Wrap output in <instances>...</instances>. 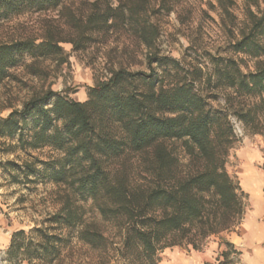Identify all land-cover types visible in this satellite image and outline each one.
<instances>
[{
  "label": "trees",
  "instance_id": "16d2710c",
  "mask_svg": "<svg viewBox=\"0 0 264 264\" xmlns=\"http://www.w3.org/2000/svg\"><path fill=\"white\" fill-rule=\"evenodd\" d=\"M146 2L120 0L113 6L95 0L84 10L67 7L65 0H0V24L54 11L64 20L45 25L38 35L0 39V84L26 55L33 59L31 73L38 74L39 59L66 61L61 43L79 50L126 27L147 47L151 69L110 68L85 101L41 90L22 108L0 116L2 139L18 137L21 149L49 152L46 159L8 162L16 179H49L61 189L60 208L47 218L48 225L13 233L9 260L54 264L75 239L96 252L100 264L114 258L118 264H159L166 248L199 249L209 237L234 231L242 222L247 194L227 169L238 140L231 116L264 137V11L247 12L232 44L235 53L257 59L254 70L243 71L232 56L220 57L205 79L198 67L189 78L180 77L177 60L159 54V26ZM218 2L224 10L235 3ZM157 67H163L161 74ZM206 81L226 92L224 107H214L215 97L197 86ZM89 200L100 219L88 216L83 202Z\"/></svg>",
  "mask_w": 264,
  "mask_h": 264
},
{
  "label": "rangeland",
  "instance_id": "374dc122",
  "mask_svg": "<svg viewBox=\"0 0 264 264\" xmlns=\"http://www.w3.org/2000/svg\"><path fill=\"white\" fill-rule=\"evenodd\" d=\"M93 1L65 0V5L72 9L88 10ZM234 1L228 10H224L218 0H147L150 19L159 26L157 50L160 55L180 63V77L191 78L189 72L198 67L203 69L205 79L214 69V58L230 56L239 60L243 71L254 70L257 59L235 53L232 44L239 37L237 25L247 19L249 10L261 14L264 11V0ZM110 2L117 6L120 0ZM170 5L171 9H167ZM63 21L59 19L58 11L23 14L1 21L0 39L27 33L38 35L45 25L52 23L56 26ZM61 45L66 56L64 63H57L54 58L39 59L37 66L40 71L33 74L28 67L33 59L26 55L21 64L12 69L11 77L0 84V116H7L14 108H22L32 94L41 90L52 89L71 98H78V94L85 91L88 99V92L96 84V79H105L110 74V68L120 65L132 71H151L146 59L148 49L137 41L130 27L119 28L106 41H92L79 50L74 49L71 42H63ZM172 66L169 65V69L175 74L177 71ZM162 69L157 67V72L161 74ZM197 86L215 97L212 100L214 107H224V90L214 88V83L209 84L208 81L198 83ZM231 119L238 140L230 151L227 169L239 180L247 194V209L242 222L234 231L213 235L201 248L194 249L204 253L210 244H214L207 264H250L245 258L244 245L254 232L261 236L259 244L264 248V137L249 132L237 117L231 116ZM178 150L183 155V148ZM48 153V149H21L18 137L0 141V210L11 239L18 230L29 231L48 225L47 218L60 208L61 189L49 179L26 181L22 176L16 179L17 172L11 170L8 162L22 164L26 159H46ZM249 153L252 157L250 163H246L245 158ZM245 171L250 172L256 186L252 187L243 181L242 174ZM34 178L35 175L29 176L31 180ZM83 203L88 216L100 219L91 200ZM63 232L67 233V230L63 228ZM8 247L0 250V264H42L37 260L11 261L6 255ZM192 253V247H168L161 252L159 264H189ZM54 264H100V260L96 252L73 239L63 249L60 261ZM108 264H118V261L114 258Z\"/></svg>",
  "mask_w": 264,
  "mask_h": 264
},
{
  "label": "crops",
  "instance_id": "0c3cea01",
  "mask_svg": "<svg viewBox=\"0 0 264 264\" xmlns=\"http://www.w3.org/2000/svg\"><path fill=\"white\" fill-rule=\"evenodd\" d=\"M78 101H85L87 99V95L85 91H81L78 94V98H74ZM2 137H0V141ZM251 153L247 154L245 160L246 163H250ZM242 179L246 184H250L252 187L256 183H254V178L250 175V172H243ZM241 185V184H240ZM6 223L3 218V214L0 210V250L5 249L9 246L11 241V235L5 229ZM260 235L257 233H253L248 237L246 244L244 245L245 249V258L250 264H264V248L259 244ZM214 244H210L207 248V252L201 253L193 249V253L190 256L189 264H207L206 262L209 260V255L214 250Z\"/></svg>",
  "mask_w": 264,
  "mask_h": 264
}]
</instances>
